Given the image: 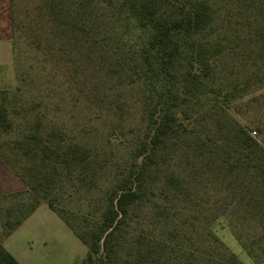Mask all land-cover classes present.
I'll use <instances>...</instances> for the list:
<instances>
[{"label":"trees","instance_id":"1","mask_svg":"<svg viewBox=\"0 0 264 264\" xmlns=\"http://www.w3.org/2000/svg\"><path fill=\"white\" fill-rule=\"evenodd\" d=\"M17 3L34 5L27 24ZM9 4L13 31L38 54L34 77L42 82L49 66L52 85L26 104L0 91V158L27 185L0 192V264H20L3 242L42 203L86 246L81 264L121 260L138 209L145 225L121 264H243L212 232L207 195L223 184L249 195L243 204L232 193L237 224L264 211V0ZM64 100L105 113L112 136L125 138L128 154L112 164L106 190L104 145L70 131L58 114ZM242 108L257 114L248 119L258 138L236 118ZM73 199L84 211L66 206ZM238 240L264 264V234Z\"/></svg>","mask_w":264,"mask_h":264},{"label":"rangeland","instance_id":"2","mask_svg":"<svg viewBox=\"0 0 264 264\" xmlns=\"http://www.w3.org/2000/svg\"><path fill=\"white\" fill-rule=\"evenodd\" d=\"M33 6L32 3H17L15 10L19 13L20 22L28 23V20L24 19V15L26 9L33 10ZM11 15L12 7L9 0H0V39H2L0 40V91L7 92L10 96L17 92L23 99L20 103L26 104L35 100V95L39 93V86H41L43 93L49 94V86L52 85L48 82L50 67L47 66L43 72L42 82L34 77V69L30 65L36 64L38 54L29 44L28 41L30 40H26V35L21 34L20 36L13 31ZM14 40L17 41V45ZM15 47L18 49V55ZM25 76L31 80L24 81ZM35 81L37 82L35 83ZM66 98L70 100L69 97ZM69 100L58 101L60 104L58 114L73 134H82V131L85 130L86 140L96 146L104 145L105 157L111 162L106 169L108 174L101 182V190H106L113 184L119 169L118 164H112L123 160L128 154L123 141L125 138L112 136L113 123L111 117H107L105 113L93 106L83 109L80 106H75L73 101ZM241 110V115H236V118L247 126L253 137L258 138L252 128L249 127L250 119H248L256 118L257 114L254 110H249L250 112L246 108ZM9 138H13V136H9ZM219 191L220 194L217 197L216 191L211 189L207 195L208 200L210 199V203L207 204L208 218H218L211 228L212 232L220 238L229 252L238 256L243 264H260L248 256L242 243L238 240V235L262 236L264 234V211L260 215L261 213L256 214L257 212L252 210L245 216L242 225L237 224L230 215L233 208L231 204L232 193L237 194L234 199L237 203L240 201L244 204L250 196L246 195L244 198L245 195H243L242 190L234 191L232 188L227 193L225 184L219 188ZM76 199H73L72 203H67L66 206L74 211H84L85 205L82 202H76ZM261 209L264 210V201ZM146 212V209L144 211L138 209L134 221L124 230L125 239L122 240L124 250L120 252L121 260L116 264H121L127 258V248L134 241V236L140 233L138 231L144 228ZM7 245L21 259H26L28 264H81L87 253L86 246L47 204H42L25 221Z\"/></svg>","mask_w":264,"mask_h":264},{"label":"crops","instance_id":"3","mask_svg":"<svg viewBox=\"0 0 264 264\" xmlns=\"http://www.w3.org/2000/svg\"><path fill=\"white\" fill-rule=\"evenodd\" d=\"M3 41H8V40H3ZM26 189H27V185L24 183V181L14 172V170L2 158H0V192H2L3 194H12V193H16L19 191H24ZM42 204H46V203H42ZM42 204L40 206H42ZM24 223L20 227H18L3 242L4 247L17 259V261L20 264H28V262L26 259L24 258L21 259L19 255L11 251L8 248L7 244L10 241V239L13 237L14 233H16L24 225ZM23 260H25L26 262H24Z\"/></svg>","mask_w":264,"mask_h":264}]
</instances>
